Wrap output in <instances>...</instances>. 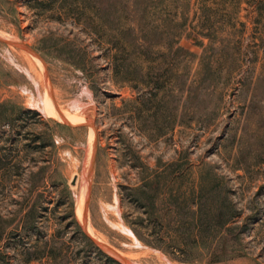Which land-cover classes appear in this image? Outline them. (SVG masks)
Here are the masks:
<instances>
[{"label":"rangeland","instance_id":"1","mask_svg":"<svg viewBox=\"0 0 264 264\" xmlns=\"http://www.w3.org/2000/svg\"><path fill=\"white\" fill-rule=\"evenodd\" d=\"M107 256L264 264V0H0V264Z\"/></svg>","mask_w":264,"mask_h":264},{"label":"trees","instance_id":"2","mask_svg":"<svg viewBox=\"0 0 264 264\" xmlns=\"http://www.w3.org/2000/svg\"><path fill=\"white\" fill-rule=\"evenodd\" d=\"M138 45L140 46V43H138ZM177 51L179 50H184L185 52H188V53H191L189 52V50H187L186 48H184L183 46L181 45H178L177 48H176ZM125 72V64L123 62H119L117 63V65L115 66V73L116 74H119L121 78L124 79V73ZM201 80V78H200ZM199 80V81H200ZM157 87V86H155ZM212 209H213V206L209 205L208 207V212L205 214L207 215V218H206V225L208 228H211L212 230L213 229H218L220 230V233H221V227L223 226V220L222 219H219V217H215V215H212ZM211 215V216H210ZM158 222H156V224L153 226V229H152V232L153 233H159L160 234V238L163 239L162 237H165L168 236V234L165 233V230L163 228V223L159 220H157ZM207 227H203V228H197V230H194V232H189L188 235H193V239L192 241L195 243V244H198L200 242V239L203 240L204 238L207 237V235H205V232H206V228ZM189 230V228L187 229ZM224 232L221 233L220 236H218L215 244H212L214 246H211L210 249H211V255H212V258L217 260L221 257H223V255H227V254H233V253H236L237 252V248L235 246H229V248L227 247V245L225 244V238L226 236H230V237H236L240 230H235L230 228V227H225L223 228ZM180 238V236L176 235V236H173L171 237L170 241L171 242H177V239ZM174 246L175 247H178L179 249H182L184 250L185 252L186 251H189V248L191 249L193 246H191L190 244H188V242H184V244H175L174 243ZM108 260L110 261V264H120L117 260H115L113 257L111 256H107Z\"/></svg>","mask_w":264,"mask_h":264},{"label":"water","instance_id":"3","mask_svg":"<svg viewBox=\"0 0 264 264\" xmlns=\"http://www.w3.org/2000/svg\"><path fill=\"white\" fill-rule=\"evenodd\" d=\"M11 38H12V37H10V39H11ZM18 42H20V43H22L23 45H25V44L22 42V40H18ZM26 46H27V45H26ZM72 182H74V178H73ZM107 249L110 250V251H112V252H114L115 254L118 255V257H120L121 259H123L122 256H120L117 252L113 251L111 248L107 247Z\"/></svg>","mask_w":264,"mask_h":264},{"label":"bare ground","instance_id":"4","mask_svg":"<svg viewBox=\"0 0 264 264\" xmlns=\"http://www.w3.org/2000/svg\"><path fill=\"white\" fill-rule=\"evenodd\" d=\"M49 102V101H48ZM84 210V209H83ZM131 232V231H130Z\"/></svg>","mask_w":264,"mask_h":264}]
</instances>
